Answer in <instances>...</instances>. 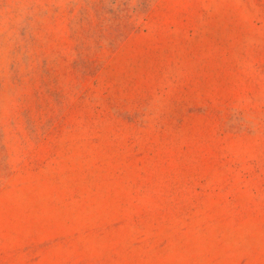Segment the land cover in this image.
Wrapping results in <instances>:
<instances>
[{
    "label": "rangeland",
    "instance_id": "obj_1",
    "mask_svg": "<svg viewBox=\"0 0 264 264\" xmlns=\"http://www.w3.org/2000/svg\"><path fill=\"white\" fill-rule=\"evenodd\" d=\"M0 264H264V0H0Z\"/></svg>",
    "mask_w": 264,
    "mask_h": 264
}]
</instances>
